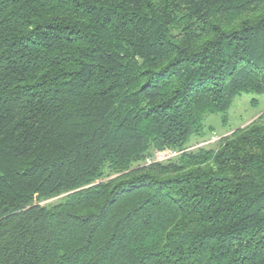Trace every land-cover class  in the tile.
<instances>
[{"label": "trees", "instance_id": "1", "mask_svg": "<svg viewBox=\"0 0 264 264\" xmlns=\"http://www.w3.org/2000/svg\"><path fill=\"white\" fill-rule=\"evenodd\" d=\"M243 92L264 0H0V264H264V113L188 146Z\"/></svg>", "mask_w": 264, "mask_h": 264}, {"label": "rangeland", "instance_id": "2", "mask_svg": "<svg viewBox=\"0 0 264 264\" xmlns=\"http://www.w3.org/2000/svg\"><path fill=\"white\" fill-rule=\"evenodd\" d=\"M262 113H264V94L243 92L235 98L227 112L208 115L203 135L193 137L188 146L197 148L214 145L221 136L247 125ZM167 152L163 155H166Z\"/></svg>", "mask_w": 264, "mask_h": 264}, {"label": "built area", "instance_id": "3", "mask_svg": "<svg viewBox=\"0 0 264 264\" xmlns=\"http://www.w3.org/2000/svg\"><path fill=\"white\" fill-rule=\"evenodd\" d=\"M219 139V138H218ZM216 141V140H215ZM169 152V153H168ZM166 155H162L159 159L163 160V159H167V158H171V157H175L178 154L181 153V151H168Z\"/></svg>", "mask_w": 264, "mask_h": 264}]
</instances>
